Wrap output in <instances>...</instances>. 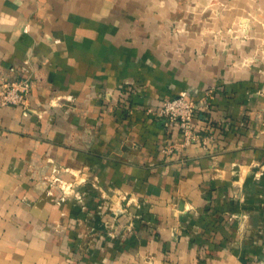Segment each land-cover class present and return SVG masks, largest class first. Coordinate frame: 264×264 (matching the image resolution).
Listing matches in <instances>:
<instances>
[{
	"label": "crops",
	"instance_id": "1",
	"mask_svg": "<svg viewBox=\"0 0 264 264\" xmlns=\"http://www.w3.org/2000/svg\"><path fill=\"white\" fill-rule=\"evenodd\" d=\"M16 79L0 264H264V0H0ZM210 88L184 145L153 111Z\"/></svg>",
	"mask_w": 264,
	"mask_h": 264
},
{
	"label": "built area",
	"instance_id": "2",
	"mask_svg": "<svg viewBox=\"0 0 264 264\" xmlns=\"http://www.w3.org/2000/svg\"><path fill=\"white\" fill-rule=\"evenodd\" d=\"M221 5L224 6L223 3ZM31 86L29 79L6 81L0 88V101L28 109L26 101ZM212 97L211 88L205 91L198 100L188 98L187 91L182 90L176 95L164 99L153 112L162 119L166 130L177 126L182 135V144L186 145L199 137L193 120L196 108H208ZM147 111L150 112L151 110L147 109ZM170 148V145H166L167 150ZM246 264L261 263L257 259H249Z\"/></svg>",
	"mask_w": 264,
	"mask_h": 264
}]
</instances>
